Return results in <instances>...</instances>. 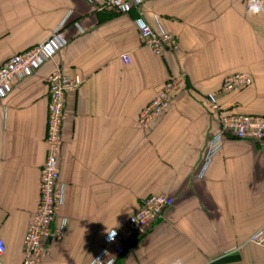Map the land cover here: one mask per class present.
<instances>
[{
	"label": "crops",
	"instance_id": "1",
	"mask_svg": "<svg viewBox=\"0 0 264 264\" xmlns=\"http://www.w3.org/2000/svg\"><path fill=\"white\" fill-rule=\"evenodd\" d=\"M138 18L177 48L155 54ZM57 28L67 44L0 100V264L24 258L47 156L46 78L57 67L83 83L66 97L65 196L40 264H90L106 235L158 193L173 204L113 264H264V247L250 242L264 227V140L227 136L206 157L220 112L264 115V10L243 0H148L131 12L101 0H0V67ZM238 72L250 86L220 94L211 110L205 95ZM173 76L182 81L167 110L140 127V111Z\"/></svg>",
	"mask_w": 264,
	"mask_h": 264
},
{
	"label": "built area",
	"instance_id": "2",
	"mask_svg": "<svg viewBox=\"0 0 264 264\" xmlns=\"http://www.w3.org/2000/svg\"><path fill=\"white\" fill-rule=\"evenodd\" d=\"M105 8L117 12H131L139 9L148 0H101ZM245 8L254 13L264 10V0H243ZM140 37L153 52L163 55L168 49L175 50L177 42L169 33L157 32L142 18L136 19ZM67 44L59 28L50 36L3 62L0 67V100L7 96L15 80L26 78L47 61L52 60L58 50ZM122 60L129 64V54H123ZM49 86V108L46 131L47 156L40 171V195L35 213L24 237V258L22 264H40L47 254V240L52 237L51 225L63 204L65 188L60 182L59 151L63 143V124L68 116L66 97L75 92L83 83L79 75L69 76L60 67L55 68L46 78ZM182 77H170L161 90L140 111L138 125L148 128L150 123L163 114L171 103L172 95L180 88ZM252 77L245 72L227 75L220 89L205 95L204 100L210 109L220 111L218 97L234 90H243L250 86ZM264 140V115L220 112L219 131L212 136L207 161L222 148L227 137ZM173 204V198L165 194H152L146 197L141 207L131 214L120 228L111 230L105 238L100 253L90 264H113L124 254L126 244L134 237L145 233L152 222L162 216L163 211ZM113 239H109V237ZM250 242L264 247V227L256 230ZM6 251V244L0 236V257Z\"/></svg>",
	"mask_w": 264,
	"mask_h": 264
},
{
	"label": "clouds",
	"instance_id": "3",
	"mask_svg": "<svg viewBox=\"0 0 264 264\" xmlns=\"http://www.w3.org/2000/svg\"><path fill=\"white\" fill-rule=\"evenodd\" d=\"M109 239L111 240V239H113V237L110 236Z\"/></svg>",
	"mask_w": 264,
	"mask_h": 264
}]
</instances>
